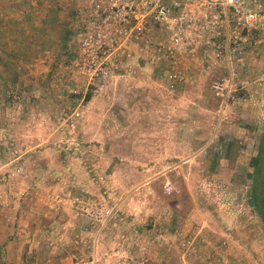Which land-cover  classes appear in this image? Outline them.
I'll use <instances>...</instances> for the list:
<instances>
[{"label":"rangeland","instance_id":"obj_1","mask_svg":"<svg viewBox=\"0 0 264 264\" xmlns=\"http://www.w3.org/2000/svg\"><path fill=\"white\" fill-rule=\"evenodd\" d=\"M87 1L0 0V257L264 264L251 196L258 185L264 211L263 184L252 181L264 28L219 95L212 83L230 70L202 40L177 54L184 78L173 82L153 61L169 29L112 42L102 25L97 36ZM84 204L112 214L98 222Z\"/></svg>","mask_w":264,"mask_h":264},{"label":"built area","instance_id":"obj_2","mask_svg":"<svg viewBox=\"0 0 264 264\" xmlns=\"http://www.w3.org/2000/svg\"><path fill=\"white\" fill-rule=\"evenodd\" d=\"M87 8L97 36L102 25L112 42L143 39L153 27L169 29L168 41L155 46L152 59L156 66L169 70L167 77L173 82L184 78L177 54L195 50L202 40L204 51L230 70L212 83L219 95L229 90L237 75L234 70L244 66L243 55L259 42L264 28V0H88L84 13ZM67 197L71 202L89 203L70 193ZM88 207L84 204L83 212L101 223L112 214L106 205Z\"/></svg>","mask_w":264,"mask_h":264},{"label":"trees","instance_id":"obj_3","mask_svg":"<svg viewBox=\"0 0 264 264\" xmlns=\"http://www.w3.org/2000/svg\"><path fill=\"white\" fill-rule=\"evenodd\" d=\"M91 94L87 93L85 95L84 100H88L90 98ZM257 150L258 153L257 155L254 157V163H253V168H254V172L252 173V181L257 182L261 180V184H263V186L261 187L264 190V128L263 131L258 139V144H257ZM254 187V186H253ZM253 191L255 189H260L258 187V185L256 186V188H252ZM252 191V200L254 201V203H256L258 212L260 214V217L264 220V211L261 208V205L259 203V200L261 199V195H255L253 194ZM0 264H7L6 261L4 259H2V257H0Z\"/></svg>","mask_w":264,"mask_h":264},{"label":"crops","instance_id":"obj_4","mask_svg":"<svg viewBox=\"0 0 264 264\" xmlns=\"http://www.w3.org/2000/svg\"><path fill=\"white\" fill-rule=\"evenodd\" d=\"M217 210V209H216ZM224 220H227L226 215L223 213L221 214ZM221 221V220H220Z\"/></svg>","mask_w":264,"mask_h":264}]
</instances>
